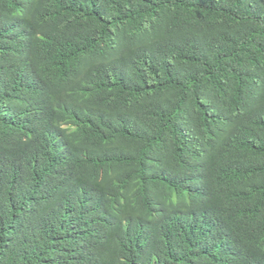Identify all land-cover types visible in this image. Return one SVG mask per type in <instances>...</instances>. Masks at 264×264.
<instances>
[{
	"label": "trees",
	"instance_id": "1",
	"mask_svg": "<svg viewBox=\"0 0 264 264\" xmlns=\"http://www.w3.org/2000/svg\"><path fill=\"white\" fill-rule=\"evenodd\" d=\"M0 264H264V0H0Z\"/></svg>",
	"mask_w": 264,
	"mask_h": 264
}]
</instances>
